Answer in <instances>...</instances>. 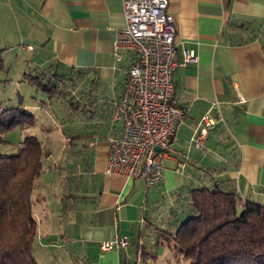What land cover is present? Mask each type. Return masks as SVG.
I'll return each instance as SVG.
<instances>
[{"label": "crops", "instance_id": "obj_1", "mask_svg": "<svg viewBox=\"0 0 264 264\" xmlns=\"http://www.w3.org/2000/svg\"><path fill=\"white\" fill-rule=\"evenodd\" d=\"M122 4L0 0L1 67L14 51V59L29 57L33 69L60 64L84 69L94 78L97 97L77 117L89 132L79 147L91 158H86L87 178L77 188L73 222L64 234L69 242L80 243L83 255L84 250L96 251L98 264L130 259L135 240L143 234L144 242L146 234H153L150 224L168 217L187 186L217 184L264 203V0H168L176 58L181 62L183 51L192 50L197 60L174 69L175 94L185 115L173 138L177 153L162 159L163 177L152 186L106 170L108 139L122 129L112 118L113 103L134 61L128 49H119V59L114 55L116 31L125 23ZM13 42H18L17 52ZM238 94L244 102L236 101ZM213 99L223 120L209 129L198 148L194 130ZM123 236L127 246L101 249L102 242Z\"/></svg>", "mask_w": 264, "mask_h": 264}, {"label": "trees", "instance_id": "obj_2", "mask_svg": "<svg viewBox=\"0 0 264 264\" xmlns=\"http://www.w3.org/2000/svg\"><path fill=\"white\" fill-rule=\"evenodd\" d=\"M24 74L23 80L35 90L31 97L40 102L45 117L50 118L51 111L57 114L47 106L52 101L61 110L54 128L59 127L67 153L78 155L81 161L78 163L86 168L87 157L82 156L80 147L86 144L89 132L85 125H79L77 117L89 111L97 97L92 86L94 78L87 77L84 69L52 63ZM17 95L16 105L0 104V136L33 127L41 120L32 109L35 104L31 106L21 94ZM39 125L43 131H52L42 120ZM17 147L15 153L0 155V264H40L33 254L38 222L32 194L43 158L50 151L35 133L25 134ZM67 193L72 195L73 210L76 194ZM177 202L165 220L150 224L154 244L172 242L174 251L188 260V264H264V203L244 198L233 189L217 184L187 186L177 194ZM150 244L147 239L141 243L142 260L157 257V247L150 251ZM137 247L136 239L134 256ZM128 262L124 258L123 264Z\"/></svg>", "mask_w": 264, "mask_h": 264}, {"label": "built area", "instance_id": "obj_3", "mask_svg": "<svg viewBox=\"0 0 264 264\" xmlns=\"http://www.w3.org/2000/svg\"><path fill=\"white\" fill-rule=\"evenodd\" d=\"M167 6L168 0H123L125 23L117 29L113 42L117 59L123 48L134 53V61L113 103L112 118L121 122L122 129L108 139L106 170L141 178L146 186L159 184L162 159L177 153L173 138L185 109L175 94L174 69L197 60L192 50H184L182 61L177 60L175 21ZM237 97V102L245 101L243 96ZM222 120L219 102L213 99L194 130L195 146L201 148L209 129ZM128 244L123 236L104 241L100 247L106 250Z\"/></svg>", "mask_w": 264, "mask_h": 264}, {"label": "rangeland", "instance_id": "obj_4", "mask_svg": "<svg viewBox=\"0 0 264 264\" xmlns=\"http://www.w3.org/2000/svg\"><path fill=\"white\" fill-rule=\"evenodd\" d=\"M4 43L6 42H2L1 46ZM13 43L15 45L13 48L17 52L19 50L18 42ZM12 52L14 55V51ZM13 55L11 57L5 56V65L0 66V104L5 107L16 105L18 103L17 94L19 93L23 96L24 102L31 106L37 105V108L32 109L37 117L43 121L44 125H48L47 127L52 130L43 131V128L39 125L41 120H38L33 127L15 130L0 136V155L15 153L18 148L17 142L28 133H35L42 140L43 146L50 151V154L43 158L42 169L39 177L35 180L32 194L34 215L38 222V233L33 246V254L40 264H98V253L96 251L93 252L91 249L84 250L83 255L80 243L69 242L63 236L65 230L69 227L68 223L71 225L73 222L70 218L73 216V211L70 207L72 195H68L67 192L78 196L77 188L87 178L86 171L81 170L85 166L78 163L80 161L78 155L74 156L67 153L64 143L65 139L59 132V127L57 129L54 128L53 123L61 110L52 101L47 106L57 111V114L51 111L52 116L47 118L40 110V107H42L40 102L31 97L35 92L34 87L23 80L25 72H33V67L28 66L29 57L27 59H14ZM56 122L59 126V121L56 120ZM47 136L50 138L47 139ZM82 156L88 159L91 158V154L88 153H84ZM74 162L77 164L75 165ZM162 165L164 167L163 162ZM67 173H69V176H66ZM67 234H69V231H67ZM147 236V241L151 243L148 245V250L153 251V248L157 247V257L155 259L148 257L147 260L140 258L142 250L140 245L143 242V234H141L136 254L131 256L128 264L189 263L181 254H177L174 251L172 242L163 241L159 244H154L153 235L146 234L145 238ZM150 237L152 238L151 240H149ZM50 239L54 240L49 241ZM90 251L92 254L88 255Z\"/></svg>", "mask_w": 264, "mask_h": 264}, {"label": "water", "instance_id": "obj_5", "mask_svg": "<svg viewBox=\"0 0 264 264\" xmlns=\"http://www.w3.org/2000/svg\"><path fill=\"white\" fill-rule=\"evenodd\" d=\"M155 149H156V150H159V147H158V146H155Z\"/></svg>", "mask_w": 264, "mask_h": 264}]
</instances>
